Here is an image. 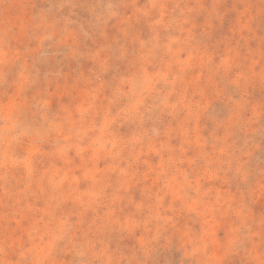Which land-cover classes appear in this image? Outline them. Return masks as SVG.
<instances>
[{
  "label": "rangeland",
  "instance_id": "374dc122",
  "mask_svg": "<svg viewBox=\"0 0 264 264\" xmlns=\"http://www.w3.org/2000/svg\"><path fill=\"white\" fill-rule=\"evenodd\" d=\"M0 264H264V0H0Z\"/></svg>",
  "mask_w": 264,
  "mask_h": 264
}]
</instances>
